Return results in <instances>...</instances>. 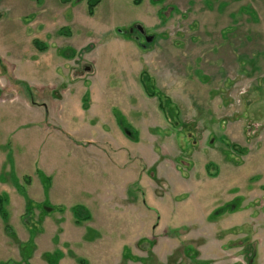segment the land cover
I'll return each instance as SVG.
<instances>
[{"label": "rangeland", "instance_id": "rangeland-1", "mask_svg": "<svg viewBox=\"0 0 264 264\" xmlns=\"http://www.w3.org/2000/svg\"><path fill=\"white\" fill-rule=\"evenodd\" d=\"M88 2L0 0V264H264V0Z\"/></svg>", "mask_w": 264, "mask_h": 264}, {"label": "flooded vegetation", "instance_id": "flooded-vegetation-1", "mask_svg": "<svg viewBox=\"0 0 264 264\" xmlns=\"http://www.w3.org/2000/svg\"><path fill=\"white\" fill-rule=\"evenodd\" d=\"M135 24H137V23H133L131 26H129L128 28V30H126L125 31V33H128L129 34V36L130 37H134V39H135V41H137V43H139L140 44V46L142 47V48H144L145 46H146V44H149L150 42H146L145 41V39H144V37L147 35V36H152V34H150V33H148L147 32V30L145 29V26L144 25H142L143 27H144V29H145V32H140L138 29H137V27L135 26ZM152 38H153V36H152ZM153 40V39H152ZM142 41H144L145 43H142ZM86 68H88V67H86ZM10 71V70H9ZM16 84H19V85H21V86H25L26 87V84L23 82H19V81H16ZM27 88V87H26ZM27 89H29V88H27ZM19 92H20V90H19ZM18 93V92H17ZM19 94V93H18ZM54 94H56V96H58L57 94L58 93H54ZM19 95H22V94H19ZM53 95V94H52ZM26 98H28V97H26ZM30 98H32V96H31V94H30ZM46 104V103H45ZM45 104L44 103H42V107H45ZM47 106V105H46ZM46 111V110H45Z\"/></svg>", "mask_w": 264, "mask_h": 264}, {"label": "trees", "instance_id": "trees-1", "mask_svg": "<svg viewBox=\"0 0 264 264\" xmlns=\"http://www.w3.org/2000/svg\"><path fill=\"white\" fill-rule=\"evenodd\" d=\"M136 1H137V0H135V2H136ZM98 2H99V0H89V2H88V13H89V14H92V13H93L94 7H95V5H96ZM140 77H141V83H142V85L145 87V91H147L148 88L146 87L145 79L147 80L149 76L146 75V74H144V73H141V74H140ZM149 94H150L151 96L154 95V94L151 93L150 91H149ZM161 98H162L161 96H158V99H159V107H160L163 111H165L164 105H163V103L160 101ZM1 202H2V197L0 196V213L2 214V213H3V210H2V208H1V205H2ZM81 210H82V208H81L80 206H77L76 209H75L76 214L79 215V213L81 212ZM82 217H83V218H87V216H82Z\"/></svg>", "mask_w": 264, "mask_h": 264}, {"label": "crops", "instance_id": "crops-1", "mask_svg": "<svg viewBox=\"0 0 264 264\" xmlns=\"http://www.w3.org/2000/svg\"><path fill=\"white\" fill-rule=\"evenodd\" d=\"M61 29H62V28H61ZM78 66H79V65H78ZM77 74L79 75V77H78L77 81H76L75 83H73V85L77 84V82L80 80L81 75H80L79 72H78ZM17 81L23 83V81L20 80L19 78H17ZM24 83H25V82H24ZM25 84H26V83H25ZM75 86H76V85H75ZM26 87L32 89L34 86H30V85H27V84H26ZM54 88H55V86H51V87H50V89H54ZM63 90L66 91V89H62V91H63ZM63 94H64V93H63ZM63 94L61 93L62 96H63ZM62 104H63V103H62V100H61V106H62Z\"/></svg>", "mask_w": 264, "mask_h": 264}, {"label": "water", "instance_id": "water-1", "mask_svg": "<svg viewBox=\"0 0 264 264\" xmlns=\"http://www.w3.org/2000/svg\"><path fill=\"white\" fill-rule=\"evenodd\" d=\"M135 26L137 27V29L140 31V32H145V29H144V27L140 24V23H137V24H135ZM144 39H145V41L146 42H150V41H152V36H145L144 37Z\"/></svg>", "mask_w": 264, "mask_h": 264}]
</instances>
